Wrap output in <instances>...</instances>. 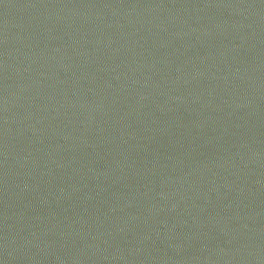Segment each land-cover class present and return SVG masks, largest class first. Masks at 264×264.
I'll return each mask as SVG.
<instances>
[{
    "label": "water",
    "instance_id": "95a60500",
    "mask_svg": "<svg viewBox=\"0 0 264 264\" xmlns=\"http://www.w3.org/2000/svg\"><path fill=\"white\" fill-rule=\"evenodd\" d=\"M0 264H264V0H0Z\"/></svg>",
    "mask_w": 264,
    "mask_h": 264
}]
</instances>
